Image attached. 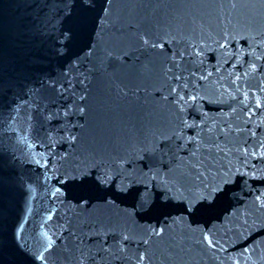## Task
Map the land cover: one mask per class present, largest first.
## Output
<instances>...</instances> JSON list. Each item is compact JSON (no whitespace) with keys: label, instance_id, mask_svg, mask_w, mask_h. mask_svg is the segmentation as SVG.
<instances>
[{"label":"water","instance_id":"1","mask_svg":"<svg viewBox=\"0 0 264 264\" xmlns=\"http://www.w3.org/2000/svg\"><path fill=\"white\" fill-rule=\"evenodd\" d=\"M0 264H264V0H0Z\"/></svg>","mask_w":264,"mask_h":264}]
</instances>
